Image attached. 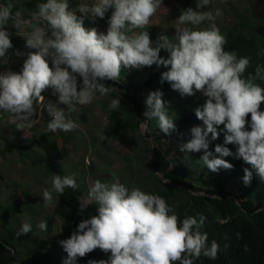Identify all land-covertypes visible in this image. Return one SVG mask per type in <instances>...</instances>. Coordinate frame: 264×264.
I'll use <instances>...</instances> for the list:
<instances>
[{
  "label": "clouds",
  "instance_id": "obj_1",
  "mask_svg": "<svg viewBox=\"0 0 264 264\" xmlns=\"http://www.w3.org/2000/svg\"><path fill=\"white\" fill-rule=\"evenodd\" d=\"M184 3L187 9L177 20L185 26L176 28L175 43L167 35H161L154 43L147 31L134 35L127 32L129 28H143L148 24L161 0H95L90 12L94 19L108 18L106 34L98 33L95 28L86 29L83 18L70 10L69 0L38 3V11L33 13L32 20L20 19L19 12L13 15L11 4H0V58H5L0 59V63L6 62L8 49L13 47L11 32L6 27L10 20L18 31L22 25H39L41 22L46 25L35 26L27 35L26 47L35 51L27 53L22 70L0 72V111L12 114L13 121L31 123L34 105L44 100L42 92L51 88L53 95L58 94V100L48 101L45 105L51 117L48 128L67 132L77 127V123L66 112L73 111L76 104H90L97 92L105 96L113 91V86L104 81H118L122 68L155 64L164 66L162 72L170 65L161 73V81H166V85L171 83V90L176 91L178 99L189 100V105L191 99L196 98L197 91L207 97L204 104L195 109L204 126L191 127L190 138L182 144L181 150H203L200 161L212 171L234 166L224 157L243 158L264 181V110H261L264 87L254 83L253 78L244 77L249 58L238 57L235 51L224 49L226 37L215 23L208 28L188 26L215 20L212 11L206 10L210 0ZM110 8L113 9L112 14L107 13ZM79 9L81 13H87L89 6L82 3ZM219 12L217 9L216 15ZM161 49L168 51L167 58L160 55ZM17 55L23 53L18 52ZM158 73V69L153 71L145 85L140 86L144 87L143 94L153 90L146 85ZM262 73L264 69L258 67L256 75L264 79ZM78 77L82 78L79 84ZM116 85V89L124 90L118 91L125 97V102L128 91L136 92L135 88ZM163 95V91L157 89L151 91L146 99L139 98L146 105L143 113L146 119L140 123L145 137L149 129L147 121L153 118L157 119L159 130L165 134L171 135L177 129L174 120L167 115L169 106L165 108L170 95L166 100H163ZM134 96L137 98L136 93ZM61 104L67 105V111L60 107ZM120 104L117 97L111 100L110 107L116 109ZM130 104L135 107L134 102ZM249 113L250 121L247 119ZM220 125H223L220 131L224 132V143H217L213 152L210 144L218 139L217 126ZM130 131L123 133L125 138L130 137ZM149 138L151 150L146 143L144 148L151 155L147 160L159 175L160 184L161 181L173 184L167 173H161L160 167L153 164V157L162 146L154 143V138ZM154 144L155 150L152 149ZM229 144L236 146L235 152L227 146ZM122 175L110 178L107 184L96 180L89 190V199L82 201L80 207L83 210L95 201L99 205L98 215L83 219L69 238L62 234V238L57 236L53 242L56 252L61 255L64 250L67 253L63 264H76L78 257H84L97 248L108 253L109 258L103 259L102 255L100 260L89 259L87 264H199L202 262L193 258H199L201 254L211 259L217 257L218 243L213 240L209 246L207 232L200 231L206 216L200 214L199 219L186 216L178 223V215L164 197L138 187L132 188L121 178ZM252 177V170L245 168L242 180L246 186L251 184ZM50 179L51 189L43 191L45 205L52 202L53 192L63 194L66 188L75 190L78 187L74 174H56ZM31 223H23L17 235L32 231V225L36 223ZM38 227L47 230V221H41Z\"/></svg>",
  "mask_w": 264,
  "mask_h": 264
},
{
  "label": "trees",
  "instance_id": "obj_2",
  "mask_svg": "<svg viewBox=\"0 0 264 264\" xmlns=\"http://www.w3.org/2000/svg\"><path fill=\"white\" fill-rule=\"evenodd\" d=\"M41 2H44V0H41ZM25 8L35 9L30 5ZM36 10L38 11V8ZM255 17L256 20L240 23L232 31L225 34L227 42L224 49L235 51L238 57H248L250 63L243 74L244 77H251L254 83L264 87V79L256 75L258 67L264 69V17L258 15L256 11ZM170 67L168 66V68ZM168 68H165L162 72L167 71ZM162 72L157 74L159 79L156 78L157 75H153L146 86L149 88L156 87L161 81ZM112 85L117 86L113 83ZM143 89L144 87H138L134 89L136 92L128 91L129 96L126 103L129 101V104L127 103V107H124L127 119L122 122L123 124L116 131L117 133L123 134L129 130L140 129L141 121L146 119L143 115L146 105H143L139 99L143 95ZM134 93H136L137 98ZM205 101H196L195 103V99H191L192 103H189V107L194 111H184L174 120L177 129L171 135L159 130L156 118L147 121L149 125L148 137L153 138L158 135L156 138L157 143L162 146L156 151L153 164L166 168L168 170L167 176L173 184L162 182L164 188L150 189L145 192L164 197L172 209L175 206L176 211L174 212L178 215V223L186 216H195L199 219V215L203 214L207 217L200 231L207 232L208 245L210 246L211 242L215 240L219 245V250L215 259L203 254L199 258H193L202 262L199 264H264V210L258 212L260 209H264V181L259 179L251 164L246 163L243 158L228 156L233 157L234 166L230 175L224 180L225 186L222 189L214 186L208 188L200 183L201 178L204 181V176L194 177L189 159L185 154L187 150H181L182 144L190 138L191 127L204 126L203 121L196 116L195 109L203 105ZM131 102L135 103V107L130 104ZM261 110H264V102L261 103ZM4 114L5 112L2 111L0 116L3 117ZM247 119L250 121V113ZM217 127L220 133L219 137L210 144V150L213 152L215 145L217 143L223 144L225 139L224 132L220 131L223 125ZM180 140L183 141L182 144L179 143ZM36 143L45 152L44 161L49 173L48 176L52 177L56 174L64 176L61 161L66 157V152L57 143L51 142L47 136H40ZM227 146L235 152V145L229 144ZM148 148L150 149L151 145ZM171 149L178 150V152L169 160L167 158ZM202 151L199 153L202 154ZM34 165L38 166L40 162L37 160ZM148 166L150 167V165ZM245 168L252 170L253 177L251 184L245 185L246 188H243L240 179L244 175ZM2 178L3 175L0 172V179ZM195 183L199 185L197 186ZM126 186L131 189L130 186ZM80 190L81 188H76L75 191L66 188L60 196L61 203L70 213H72L70 210L77 212L76 216L65 214V216L77 218L73 225V231L76 230L83 219L98 215L97 208L99 205L95 201H91L89 206L81 210L80 204L83 201L81 199L83 191ZM199 192L203 193L197 194ZM86 195L89 197L88 194ZM180 195L185 198L182 203L176 202ZM15 239L17 242H14L11 246L5 245L0 240V264H49L45 258L48 248L34 230L27 234L17 235ZM32 243L36 246L34 251H31ZM17 245L19 249L16 248ZM51 246L54 245L51 244ZM54 248L53 250H55ZM102 255L104 256L103 259L109 258L108 253L97 248L84 257H78L76 264H87L89 259L100 260ZM66 256L67 253L63 250L62 258L59 257V259L64 261Z\"/></svg>",
  "mask_w": 264,
  "mask_h": 264
},
{
  "label": "crops",
  "instance_id": "obj_3",
  "mask_svg": "<svg viewBox=\"0 0 264 264\" xmlns=\"http://www.w3.org/2000/svg\"><path fill=\"white\" fill-rule=\"evenodd\" d=\"M40 2L41 0H0V4H11L13 15L19 12L22 20H32L33 13L37 12V5ZM94 2L95 0H69V8L76 12L78 17L83 18V26L86 29L95 28L98 33L103 32L106 34L108 18L105 16L104 18L96 17L94 19L90 12ZM184 2H189V0H161L157 12L150 18L149 23L144 25L143 28L127 29L128 35L147 31L154 43L161 35H167L175 43L176 39L171 35L173 34L175 37L176 28L185 26L177 20L181 12L187 9ZM82 3L89 6L87 13L80 12L79 5ZM25 4H29L35 9L25 8ZM112 11L113 9L110 8L107 13L112 14ZM35 26L45 27L46 25L43 22L39 25L35 23L22 25L18 31L13 22L9 21L6 27L11 32L10 38L13 47L8 49L6 62L0 63V72L8 70L20 72L22 70L27 53L35 51V49L26 47V37ZM188 26L195 27L193 25ZM18 52L23 53V55H17ZM160 55L167 58L169 53L167 50L161 49ZM49 65L52 66L50 61ZM163 67L154 64L140 68H122L118 81L108 80L104 82L110 86H113V83L122 87L137 88L138 85L139 87L145 85L153 71L158 69L161 72ZM81 81L82 78L78 77V84ZM165 82L160 81L153 90L145 91L140 99H146L151 91L160 89L164 93L163 100H166L169 94ZM113 89L105 96H101L97 92L90 104H76L73 111L66 112V115L77 123V127L67 132L60 129L51 131L48 128L51 117L48 115L45 105L48 101L57 102L58 100V94L53 95L51 88L42 92L45 99L34 105L35 113L31 117V123L19 120L13 121L12 114L7 112L3 117L0 116V172L2 175L8 172L14 179L12 189H10L11 199L6 200L1 196V200H5L7 203L14 202L13 206L17 203L28 205L32 211L37 212L40 218H48V212L53 210L50 208L51 204H58L57 208L54 209V218H48L47 220L49 230L52 232L55 230L53 225L55 222L53 221L61 220L65 214L73 215L61 203L60 197H58L60 193L53 192L52 202L47 205L44 203L43 191L46 188L51 189L50 177L46 176L45 181L41 182L42 178L36 177L31 167V164L37 161L38 158L45 157V152L36 143L40 136H47L51 142L57 143L66 152V157L61 161V168L65 175L74 174L77 188H81L80 191H83L82 196L89 195V190L96 180L107 184L110 178H118L121 174L129 171L128 163L132 162L133 152L124 143L125 135L116 132L120 129L121 123L127 119L124 109L127 104L125 97L120 93L124 90L122 88L116 89L114 86ZM116 93L120 94L116 95ZM117 97L120 99L121 104L118 108L112 109L110 100ZM60 107L67 111V105L61 104ZM1 113L2 111H0ZM17 125H20V127H17ZM116 137L120 141H116ZM71 190L73 189L71 188ZM34 223H37L36 220H32L31 224ZM57 236H59V239L63 237L62 234Z\"/></svg>",
  "mask_w": 264,
  "mask_h": 264
},
{
  "label": "rangeland",
  "instance_id": "obj_4",
  "mask_svg": "<svg viewBox=\"0 0 264 264\" xmlns=\"http://www.w3.org/2000/svg\"><path fill=\"white\" fill-rule=\"evenodd\" d=\"M183 4V3H182ZM26 6L29 4H25ZM185 7H187V4H184ZM219 9V15H216V10ZM206 10L212 11L213 15L215 16L214 21H203L200 25H195V28H208L211 26L212 23H215L216 26L219 28L222 35L225 36V34L228 31H232L234 27L239 25L240 23L247 22V21H254L256 20L255 17V11L258 15L264 17V0H210L209 7H207ZM174 39V35H171ZM157 78V77H156ZM159 79V77L157 78ZM156 79V80H157ZM149 83V82H148ZM151 84V83H150ZM157 84V83H156ZM168 90H171V83L168 82ZM139 87V85H138ZM176 91L172 88L171 92L169 93L170 98L165 103L166 106H169V110H167V115L175 120L179 115L183 114L184 111H194V109L190 108L188 105L189 100L185 99H178V96H176ZM195 100L203 102L207 99L201 92L197 91ZM200 98V99H199ZM126 107V106H125ZM183 107V108H182ZM177 109V110H176ZM129 122V121H128ZM123 124V123H121ZM144 131L141 129L132 130L130 131V137L124 139V143L126 146H129L131 148V151L135 154L133 155L132 162L128 163V172L121 176L122 179H124L125 182H128L129 185L132 188H140L143 191H147L150 189H157V188H164V185L161 181V184L158 180L159 175L155 172L153 166L150 164V161H147L151 155H148L147 152H145V143L146 145H150V138L146 135H144ZM158 135H156L154 138V143H157ZM116 141H120L119 139ZM128 143V144H127ZM180 144L183 143V141H179ZM157 145V144H156ZM158 147V145H157ZM153 150H155V144L153 145ZM151 150V149H150ZM178 150L174 151L171 149L168 153V158L171 160L173 155L177 154ZM185 154L187 155L191 169L193 170V174L195 178L203 177L204 181L201 178L200 183L202 185H205L206 187L210 188L214 186L215 188L222 189L225 184L224 180L226 177H228L232 171V168L225 169L220 168L218 171H212L207 168L203 164L202 161H200L201 153L199 152H192V151H186ZM218 155V154H217ZM227 161H229L232 165L234 164L233 157H224ZM38 162H40V165L36 166L34 163L31 164V167L33 168L34 175L36 177L42 178L41 182L45 181L46 176H48V171L46 169L45 165V157L38 158ZM150 165V168L149 166ZM167 169L163 168L161 169L160 166V172L163 174L167 173ZM51 178V177H50ZM241 186L243 188L245 187V184L242 180ZM14 182V179L11 177V175L8 172H5L3 175V178L0 179V198L3 196L6 200L11 199L12 194H10V189H12V183ZM51 182V179L49 180ZM196 184V183H195ZM197 186L199 184H196ZM61 194L58 196L60 197ZM81 199L88 200L89 197L87 195L81 196ZM184 196L180 195L176 202H183ZM0 240L8 246L13 245L14 242H17L15 237L17 236L18 231L20 230V227L24 222V220H36V224L32 225V230H34L41 238L43 244L47 246L48 251L45 255V258L47 259L49 264H63V260L59 259L61 257L60 253L53 250L54 247L53 242L57 240V235L63 234L65 238H69L73 232V225L77 218H71L70 216L62 217L61 220L53 221L55 222L53 225L55 227L54 232H51L49 230V225L47 222V230H42L38 227L39 223L41 221H47L48 218H54L53 215L55 213V210L58 206V204H51L50 208H52V211L48 212L49 217H39L37 212L32 211L31 207L28 205H23L21 203H17L16 205L14 202L6 203L5 200H0ZM177 204V203H175ZM174 210L175 209V206ZM72 211V210H70ZM73 213H77L72 211ZM76 215V214H74ZM16 245V244H15ZM18 248V245L16 246ZM19 249V248H18ZM36 249L35 244L32 243L31 251H34ZM27 250V249H26ZM62 258V257H61Z\"/></svg>",
  "mask_w": 264,
  "mask_h": 264
},
{
  "label": "bare ground",
  "instance_id": "obj_5",
  "mask_svg": "<svg viewBox=\"0 0 264 264\" xmlns=\"http://www.w3.org/2000/svg\"><path fill=\"white\" fill-rule=\"evenodd\" d=\"M137 72L139 73V71H138V70H137ZM157 76H158V75H157ZM158 77H159V76H158ZM158 77H157V78H158ZM153 80H154V79H153ZM155 81L157 82V80H155ZM155 81H154V82H155ZM153 86H154V85H153ZM152 88H154V87H152ZM110 101H111V100H110Z\"/></svg>",
  "mask_w": 264,
  "mask_h": 264
}]
</instances>
